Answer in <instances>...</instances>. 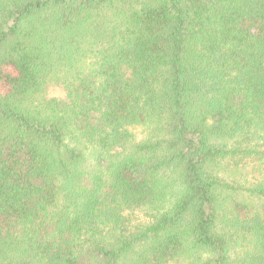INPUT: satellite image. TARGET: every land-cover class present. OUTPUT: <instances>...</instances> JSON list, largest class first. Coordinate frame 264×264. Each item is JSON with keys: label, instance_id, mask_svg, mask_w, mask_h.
<instances>
[{"label": "trees", "instance_id": "1", "mask_svg": "<svg viewBox=\"0 0 264 264\" xmlns=\"http://www.w3.org/2000/svg\"><path fill=\"white\" fill-rule=\"evenodd\" d=\"M0 264H264V0H0Z\"/></svg>", "mask_w": 264, "mask_h": 264}, {"label": "rangeland", "instance_id": "2", "mask_svg": "<svg viewBox=\"0 0 264 264\" xmlns=\"http://www.w3.org/2000/svg\"><path fill=\"white\" fill-rule=\"evenodd\" d=\"M145 218H143L142 216H138L137 218H135V221H142V220H144Z\"/></svg>", "mask_w": 264, "mask_h": 264}]
</instances>
